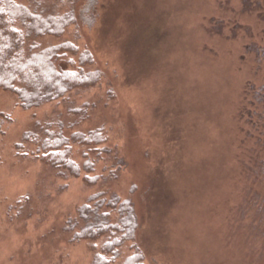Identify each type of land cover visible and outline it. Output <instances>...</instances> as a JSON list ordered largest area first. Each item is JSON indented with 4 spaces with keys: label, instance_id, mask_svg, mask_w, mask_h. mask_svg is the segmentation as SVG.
I'll return each mask as SVG.
<instances>
[{
    "label": "rangeland",
    "instance_id": "374dc122",
    "mask_svg": "<svg viewBox=\"0 0 264 264\" xmlns=\"http://www.w3.org/2000/svg\"><path fill=\"white\" fill-rule=\"evenodd\" d=\"M75 9L78 25L40 42L89 49L100 82L31 109L0 90V264H93V243L74 237L97 194L133 202L145 264H264V0ZM49 123L102 130L97 146L73 147L80 176L24 141Z\"/></svg>",
    "mask_w": 264,
    "mask_h": 264
},
{
    "label": "trees",
    "instance_id": "16d2710c",
    "mask_svg": "<svg viewBox=\"0 0 264 264\" xmlns=\"http://www.w3.org/2000/svg\"><path fill=\"white\" fill-rule=\"evenodd\" d=\"M59 1L68 2L69 8L63 12L51 9L45 0L34 5L0 0V90L15 94L24 109L62 99L72 90L96 85L102 79V72L94 68L95 59L89 49H81L71 41L42 46L41 38L61 36L68 28L79 24L75 9L78 0ZM89 17L87 15L88 20ZM64 126L60 123L53 129L39 127L38 131L27 132L24 141L34 145L45 162L78 177L84 168L74 158V145L97 146L104 141L102 130L67 133ZM27 143L22 147H27ZM84 165L85 170L93 171L89 160ZM105 195L91 197L80 208L79 219L83 226L74 238L93 243V264H145L144 252L135 242L139 220L133 202ZM262 211L264 208L257 211V216L258 221L264 223ZM100 240L101 247L96 244ZM128 243H132L133 252L118 262Z\"/></svg>",
    "mask_w": 264,
    "mask_h": 264
}]
</instances>
